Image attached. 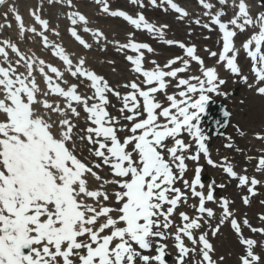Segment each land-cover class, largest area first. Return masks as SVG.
Segmentation results:
<instances>
[{"label": "snow or ice", "instance_id": "snow-or-ice-1", "mask_svg": "<svg viewBox=\"0 0 264 264\" xmlns=\"http://www.w3.org/2000/svg\"><path fill=\"white\" fill-rule=\"evenodd\" d=\"M130 2L139 4V0ZM150 2L157 5V0ZM160 2L181 18L189 16L174 0ZM5 3L6 0H0V5ZM48 3L74 7L73 0H48ZM95 3L103 13L123 18L136 30L163 37L166 25L156 26L142 13L134 18L124 10H111L109 0H95ZM218 3L226 6L228 0H218ZM199 4L206 10L203 15L210 17L212 25L218 26L222 34L219 61L224 62V67L232 74L240 75L245 83L247 77L237 65L234 37L237 30L259 29L243 43V49L253 62L256 92L264 95V52L261 51L264 11L253 15L254 6L246 0H232L234 15L222 22L226 13L215 10L212 0H199ZM261 8H264V0ZM39 11L31 15L40 28H26L16 8H8L18 22L21 37L25 32L40 37L44 49L58 58L65 70L34 54L26 55L11 40H0V264H166L169 253L164 241L170 236L174 239L176 264H222L223 257L214 259L215 249L209 241V232L200 230L207 225L214 237L226 223L244 248L239 264H264V242L243 236V228L264 235V226L254 227L246 217L242 222L238 220L230 209L229 199L223 197L219 199L218 223L212 226L209 219L215 218L216 213L206 207V202L215 201L214 181L208 184L205 194L200 166L196 167L191 183L184 179L186 160L196 162L200 154L209 157L205 143L208 137L199 127V120L209 94H225L219 92L226 81L219 78L217 69L204 66L195 46L173 40L165 42L178 44L186 57L200 66L202 76L179 78L178 74L189 67V59L180 57L169 59L163 67L153 60L154 67L146 69L144 50L152 53L153 48L146 42H136L134 33H128L125 42H116L117 51L134 53L126 52L125 59L131 70L143 78L141 83L148 87L143 88L134 79L123 85L130 91L121 94L103 76L86 67L85 58L80 57L74 64L62 45L49 40L50 22L41 18ZM67 19L71 24L70 35L89 49L91 45L79 34L81 26L84 32L90 31L86 16L78 10L70 11ZM196 23L200 24V20L196 19ZM203 27L209 28V24ZM92 34L103 36L100 30ZM253 43L254 50L250 49ZM9 50L15 55V61L10 58ZM210 55L216 57L217 53L212 51ZM177 61H181L183 67H172ZM65 72L86 81L92 94H81L79 84H69L64 79ZM35 73L43 77L46 89L39 87ZM166 78L178 80L176 87L182 89L166 94L169 106H163L155 95L166 89ZM108 94L122 102L119 112L128 113L123 115V120L130 122V126L109 113ZM51 96L62 98L63 103L50 101ZM81 108L88 126L77 132L78 124L74 121L79 120ZM53 115L58 119L53 120ZM224 115L230 117L228 111ZM120 131L129 134L121 140ZM182 133L194 141L195 154L185 155L191 146L178 138ZM77 136L81 142H87L89 153L99 162H86L76 154ZM169 138L174 141L172 146L166 143ZM258 138L264 140V136ZM225 146L231 147L230 144ZM207 163L215 166L211 158ZM104 166L110 168L113 178L105 179L103 185H115L117 189L111 195L107 189L92 190L88 184L89 176L101 180L93 169ZM256 169L264 175V156L259 158ZM223 171L238 180V187L247 186L248 194H256L255 187L260 180L238 176L231 164L223 167ZM180 181L183 190L175 186ZM198 186L201 190H197ZM189 191L192 198H198V206H193L197 215L181 211V225L175 226L174 233H169L174 226L171 217L179 205L187 204ZM113 197L115 206L107 203ZM243 203L249 204L248 196L243 197ZM259 219L264 222V215ZM257 248L261 251L257 252Z\"/></svg>", "mask_w": 264, "mask_h": 264}, {"label": "rangeland", "instance_id": "rangeland-1", "mask_svg": "<svg viewBox=\"0 0 264 264\" xmlns=\"http://www.w3.org/2000/svg\"><path fill=\"white\" fill-rule=\"evenodd\" d=\"M12 1L16 6L19 14L21 12L26 11V5L31 7L34 6L33 11L40 10L39 14L41 18L47 19L50 22V31L47 32L49 36V40L53 43L60 44L62 46H68L71 50H74L83 55V58L86 60V67L94 70L95 73L103 76L109 84L124 94L130 89H126L123 87L125 83H129L132 80H136L138 83L142 82V77L139 74L134 73L131 70V66L129 62L126 61L125 55L133 54L130 51H117L116 42H125L128 33H134V40L136 42H146L152 48L153 52L148 53L145 51V60L144 67L146 69H151L154 65L151 63L153 60L156 61L161 67L167 63L169 59H174L176 57H180L181 60L189 59V67L184 73H179V78H188L189 76H202V72L200 66L191 61L190 58L186 57L184 50L180 49L178 46L176 52H165L162 48L163 45L157 42H165L166 40H173L176 42H184L186 46H194L191 44L192 40L190 36L192 32L195 31L194 28H189L192 23H194L198 29L203 30L202 34H199L200 37L203 38H211V30H215L217 32L216 37V46L213 47L211 44L202 45V49H197V55L201 57L204 61L205 67H215L217 69V73L219 78L224 79L225 81L230 80L233 83V86L230 88H222L220 86L219 92L225 93L224 95L218 93L209 94V99L214 101H222L226 104V106L230 109V113L232 114V130L237 134V138L239 139V144L233 145L232 138L230 137L229 131L231 129L228 128L225 132L224 137L217 139H208L206 143V147L209 149V157H205L203 154L199 156L198 161L194 162L191 160H186L187 170L185 172L184 179H187L189 183L195 176V169L197 166L202 168L201 172V181L205 185L202 191L206 194L208 191V184L213 182L215 183V191H214V202H206V207L212 208L216 213L215 218L209 219V223L212 226H215L218 223L219 216L221 215V209L219 208V199L221 197L229 199L230 201V209L235 213V216L238 220L242 222V220L246 217L249 222L254 227L264 226V222L260 221L259 217L264 215V175L257 171L256 166L258 160L261 156H264V140L259 139L258 136H264V95H259L256 92V79L255 75L252 73L253 62L250 57L247 56L246 50L243 49V43L246 42L250 37L258 33L259 29L255 27H248L245 31L239 32L237 30V37L235 39V49L237 51V65L241 69V74L247 77V83L242 81L239 77L228 76L230 70H227L224 67V62H220L218 59V54L221 51V45L219 38H221V33L218 28L211 24V18L208 16H204V10L202 6L199 4V0H174L180 7L186 10L189 13L188 17H179L178 14L174 13L173 10L167 9L168 6L166 4H162L160 0H157V5H152L150 0H139V4H132L130 0H117L115 4L110 5L111 10H124L127 14L132 15L134 18L138 13H142L146 19L156 26H164L167 27L163 30V37L160 34L156 33H148L146 30H136L133 25H130L123 18H113L110 15L103 13L100 10V6L95 3V0H85L84 2H78L73 0V8H68L63 4H49L48 0H6ZM113 1V0H109ZM215 5V10L224 11L221 9V5L218 1L212 0ZM249 5L254 6L252 11L253 15H256L259 11H264V8H261L262 0H246ZM143 5L141 7L140 5ZM5 6H9L5 4ZM9 8V7H8ZM6 8V9H8ZM79 8L82 9V14L86 16L89 21L87 27L90 29L93 25L94 27H100V31H103V36L94 38V41H90V37L88 39V35L90 32H84L82 26L79 29V34L81 37L91 45L89 49H85L82 45L79 44L68 32V28L71 27L70 21L67 19V13L70 11H77ZM228 15L222 17L223 22H227L233 15L234 10L232 6L227 7ZM81 13V11H80ZM7 20L13 22L15 20L14 15L12 13L7 12ZM110 16V18L108 17ZM34 18V17H33ZM110 19V20H109ZM196 19L200 20V24L196 23ZM35 21V19H34ZM119 24L121 26H119ZM204 24H209V28H204ZM179 26V27H178ZM108 27H112L114 29L113 33H109L108 36L105 35L104 30L108 29ZM37 29L40 26L37 24ZM56 32L59 35H56ZM200 32H202L200 30ZM188 35H185V34ZM184 35V38L180 40L181 35ZM146 35V37L144 36ZM190 35V36H189ZM123 36V37H121ZM147 37H159V41L151 40ZM14 38V36H13ZM32 44L29 43V48L35 51L40 58H43L46 62L57 66L58 68L62 67L61 71H64V65L58 58L53 57L50 54L49 50L44 49L41 38L35 36L33 34L31 38ZM15 42V41H14ZM20 50L28 55L24 50L23 46L21 47L18 43H16ZM174 45V44H173ZM114 51V54L110 53L109 48ZM254 43L250 45V49L254 50ZM263 49V50H262ZM205 51L207 54L206 57L200 56L199 53ZM215 51L217 53L216 57H212L210 52ZM261 51L264 52V45L261 46ZM10 52V50H9ZM231 55V53H229ZM10 58L15 61L16 57L14 54L10 52ZM77 60L79 58H73ZM110 61L114 63H110ZM172 67H183L181 61H177L175 65ZM20 71H25L24 68H20ZM169 70V69H165ZM37 83L41 89H46V85H44L43 77L39 75V73H35ZM64 79L69 83H77L80 85L79 92L81 94L91 95V90L86 81L82 78L77 80L73 78L65 72ZM166 89L163 91H159L156 93V97L158 102H160L163 106H169L170 102L166 99V94H175L182 89H178L176 84L178 80L173 78H166ZM237 83H240L239 85ZM248 85H252L250 88ZM143 88H147L148 86L143 85ZM155 86V85H153ZM110 104L108 106V111L114 117H118L120 119V123L129 124L130 122L123 120V115H127L125 112L121 114L119 109L122 107V102L117 99L114 95L108 94ZM179 99V97H177ZM50 101H55L56 103H63L62 98L51 96ZM142 105V99H141ZM81 112L80 118L78 121H74L78 124L77 132L81 129H84L88 126L85 116L86 114L83 112L82 108L79 109ZM53 120L58 119L56 115L52 116ZM161 122L163 119L161 118ZM200 128L204 132V126L199 122ZM57 131V129H53ZM127 131H120L118 136L121 140L128 135ZM205 134V132H204ZM206 135V134H205ZM207 136V135H206ZM184 141H188V144L191 146L190 149L185 153V155L195 154L196 146L194 141H190V137L187 136L186 133H182L180 137ZM166 143L169 146L174 144V141L169 138L166 140ZM217 143V145H216ZM226 144H230L231 147H226ZM71 142L69 143V147H71ZM76 154L83 160L99 162L96 157L92 156L89 151V145L87 142H81L79 136L76 137ZM166 155V153H165ZM211 158L215 166L209 165L207 163V159ZM231 164L234 171L237 172V175H247L250 179L252 177L257 178L261 181L255 187L256 194L254 196L247 193V186L238 187V180L230 178L224 171L223 167ZM97 172V174L101 177L100 181H97L94 177H88V184L90 189L95 190H105L111 193L116 189L115 185H103V181L105 179H112L113 175L109 167L104 166L101 169H93ZM225 175V176H224ZM216 177V179H213ZM231 184V187H228V184ZM103 185V187H101ZM220 185H224V187H220ZM176 187H180L183 190L182 181L178 182ZM197 190H201L199 186ZM248 196L249 204L245 205L243 203V197ZM111 206H115L114 197L112 200L107 202ZM198 204V198H192L189 191V199L187 204H181L175 210L173 216L171 217L174 226L171 227L168 231L169 233L175 232V226L181 225V221H175V216L178 215L181 211L186 212L190 216H195L197 213L194 210V205ZM167 207V206H165ZM115 215V213H113ZM209 232L210 237L209 241L213 244L215 249L214 259L219 257H223L222 264H239L240 255L243 254L244 248L239 243V237L235 233L233 229H231L230 224L226 223L221 227L220 232L216 236H211L210 229L207 225L202 228L201 232ZM250 229L243 228V236L245 238H253L257 241L264 242V235L259 233H249ZM168 245V256L166 257V264H176V249L174 248V239L170 236L167 241H164ZM187 243V242H186ZM189 246L190 243H187ZM257 252H260L261 249L257 248ZM145 254H154V252ZM193 258H195L193 254ZM191 264V262H190Z\"/></svg>", "mask_w": 264, "mask_h": 264}, {"label": "bare ground", "instance_id": "bare-ground-1", "mask_svg": "<svg viewBox=\"0 0 264 264\" xmlns=\"http://www.w3.org/2000/svg\"><path fill=\"white\" fill-rule=\"evenodd\" d=\"M76 1H78V2H84L85 0H76ZM116 1L117 0L109 1L110 2V5L115 4ZM215 1H218V0H215ZM228 6H232V0H228V4L226 6L225 5H221V9H223V10L226 11L225 12L226 14L223 17H225L226 15L229 14V12L227 11V7ZM78 11L79 12L81 11V13H82V9L81 8H79ZM5 12H7V11L5 10ZM2 13H4V11ZM31 13H32L31 10L30 11L29 10H26L24 12L23 16L21 15L22 21H23L24 25L26 26V28L27 27H36L37 26V23L34 21V18L31 15ZM108 17L110 18V16H108ZM2 24L4 25V27L3 28H0V29H1V31H4V33H6L5 35L3 34V37L8 38V34H14L18 38L17 39L18 42H20L21 44H25L26 46H28L27 47V51H28V55L29 56H31V55L34 54L37 57H39L38 54L35 51H33L31 48H29V43L32 44V41H31V38H32V35H33L32 33L25 32L24 36L21 37V35H20V29L18 27V22L16 20H14L13 25L10 22H5V23L3 22ZM94 26L95 25H93L92 27H90V31H89L90 32V35H88V32H87V35H88L87 37H88V39L90 37V39H91L90 41H94V38H98V37H94L92 33L95 30H100V27H101V26L100 27H94ZM119 26H121V25L119 24ZM198 27L194 23H192L190 25V27H189V28H194L195 29V31L192 32V34H191V35H194V36H190L189 35L190 36V39L192 40L191 44L194 45L195 47H198L199 49H202L203 48L202 45H205V44H211L213 47H215L216 46V41H217V37H216L217 32L215 30H211V32H210L211 33V38H208V37L207 38H203V37H200L199 36V34H202L203 33V30L200 28V30L202 31V32H200V30H197ZM4 28L9 29L8 32L6 30H4ZM82 29H83V26H82ZM101 32H103V31H101ZM113 32H114V29L112 27H108V29H105L104 30V33H105L106 36H108L109 33H113ZM185 35H188V34L186 33ZM144 36L146 37V35H144ZM181 36H183V37H180L179 38L180 40H182L184 38V35L183 34ZM121 37H123V36H121ZM147 38H149L151 40L159 41V37H147ZM157 43H159V44H161V45L164 46L162 49L165 52H176V49L178 48V46L175 45V44L174 45H168L166 42H157ZM63 47L65 48L66 52L70 55V57L72 59L73 58L83 57V55L81 53H78V52H76L74 50H71L70 48H68V46H63ZM107 48H109L111 54H114V51H112L110 49L111 47L108 46ZM202 50H204V49H202ZM199 55L200 56H204V57L207 56V54L205 53V51L200 52ZM73 63L75 64L76 63V60L73 59ZM60 69L62 70V67H60ZM64 69H65V67H64ZM253 75H255V74L253 73ZM228 76H234V77H237V78L240 77V75L232 74V73H229ZM237 84L239 85L240 83H237ZM232 86H233V83L230 80H227L226 83L223 85L222 88H230ZM230 127H231V129L229 131V134H230V137L232 138L233 145L239 144L238 142L241 143V141H238L239 139L236 137L237 134L232 130V127H233L232 126V120L230 121L229 128ZM241 144H243V143H241ZM216 145H217V143H216ZM213 179H216V177H214ZM231 186L232 185L229 183L228 184V187H231ZM89 202L92 203L93 201L89 198ZM249 233H252V232H249ZM209 237H210V234H209Z\"/></svg>", "mask_w": 264, "mask_h": 264}, {"label": "water", "instance_id": "water-1", "mask_svg": "<svg viewBox=\"0 0 264 264\" xmlns=\"http://www.w3.org/2000/svg\"><path fill=\"white\" fill-rule=\"evenodd\" d=\"M224 106L221 103H209L206 107L204 121L208 124V131L214 136L223 134L228 118L224 115Z\"/></svg>", "mask_w": 264, "mask_h": 264}]
</instances>
